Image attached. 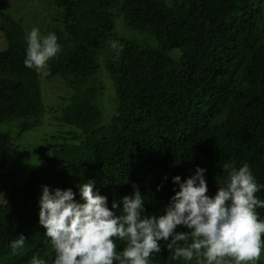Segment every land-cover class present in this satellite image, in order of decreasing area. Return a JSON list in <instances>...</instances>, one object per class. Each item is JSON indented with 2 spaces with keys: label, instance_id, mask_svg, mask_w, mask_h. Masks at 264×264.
<instances>
[{
  "label": "trees",
  "instance_id": "16d2710c",
  "mask_svg": "<svg viewBox=\"0 0 264 264\" xmlns=\"http://www.w3.org/2000/svg\"><path fill=\"white\" fill-rule=\"evenodd\" d=\"M26 1V12L11 13L0 0V122L19 135L50 119L60 127L43 140L50 151L43 164L0 202V264H29L33 255L53 264L39 222L44 186L71 189L83 202L80 186L93 182L110 209L119 203L117 215L138 189L144 215L159 216L179 191L173 178L183 182L197 167L206 169L210 197L226 182V164H247L264 185V0ZM39 11L46 35L61 46L48 75L24 64L26 31ZM40 75L68 88L54 116ZM17 143L0 130V194L6 162L27 154ZM257 196L264 201V187ZM257 212L264 220V208ZM20 235L25 247L14 253ZM160 243L151 264L206 262L173 260Z\"/></svg>",
  "mask_w": 264,
  "mask_h": 264
},
{
  "label": "clouds",
  "instance_id": "9594fccd",
  "mask_svg": "<svg viewBox=\"0 0 264 264\" xmlns=\"http://www.w3.org/2000/svg\"><path fill=\"white\" fill-rule=\"evenodd\" d=\"M26 40L25 66L48 75V62L61 50L58 37L41 35L33 28ZM110 46L116 51L123 48L118 42ZM224 170L226 182L214 197L208 195L206 169L197 167L183 182L175 176L179 191L159 216L144 215L145 202L138 189L123 197L117 215L112 209L119 203L114 201L110 209L108 198L94 191L93 182L80 186L83 202L76 201L71 189L53 193L44 186L39 222L55 253L53 264H151L153 254L162 251L161 241L173 260L202 256L206 264H257L264 255V220L257 212L264 201L257 193L264 185L247 164L239 169L226 164ZM180 226L187 231H177ZM26 239L20 235L11 243L14 253L25 247ZM117 240L125 245L122 252ZM29 264L48 262L33 255Z\"/></svg>",
  "mask_w": 264,
  "mask_h": 264
},
{
  "label": "rangeland",
  "instance_id": "374dc122",
  "mask_svg": "<svg viewBox=\"0 0 264 264\" xmlns=\"http://www.w3.org/2000/svg\"><path fill=\"white\" fill-rule=\"evenodd\" d=\"M3 4L4 7L11 9V13L13 11L26 12V10H28L26 0H3ZM30 15H32V13H29V16ZM43 15V11H39L36 14L34 21L36 25H33V28H38L41 35H46V32L44 31V24L41 23ZM25 20L29 21L28 17H26ZM33 28H31V30ZM29 32L30 31L27 30L26 35ZM4 46L5 39L0 30V49ZM40 80L43 100L49 109V114L54 116L59 111V105L64 101L63 97L68 96V88L59 78L46 79L43 75H40ZM103 80H105V82L108 84L110 82L106 77H104ZM103 103L107 107V103L105 101ZM11 126L12 125L8 122H0V130L11 131L14 134L16 141H18L17 144L19 148L24 149L27 154L23 155L21 158L6 162V173L3 178L5 187L0 194V202H2L5 196L8 195V189L11 185L15 183H21L30 170L43 164L44 159L50 154V151H48L47 148H43V140L49 135L53 134L56 130H58V127H60L59 124L53 121V119H50L38 128L23 132L21 135H19L16 134V131L12 129ZM204 264H206V262ZM257 264H264V255H262L261 260L258 261Z\"/></svg>",
  "mask_w": 264,
  "mask_h": 264
}]
</instances>
